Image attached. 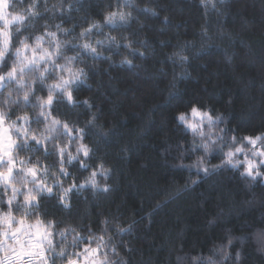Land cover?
Instances as JSON below:
<instances>
[{
  "label": "trees",
  "instance_id": "1",
  "mask_svg": "<svg viewBox=\"0 0 264 264\" xmlns=\"http://www.w3.org/2000/svg\"><path fill=\"white\" fill-rule=\"evenodd\" d=\"M33 2L9 0L6 11L12 14L15 5L23 14ZM35 5L39 15L26 17L30 26L21 28L12 46L21 36L31 42L37 33L47 38L46 31H56L58 38L71 40L65 54L79 53L74 65L86 73L71 87L73 103L54 100L50 110L74 132L85 129L81 142L90 156L81 153L66 165L68 175L60 173L62 185H77L69 192V207L59 202L55 186L56 194L42 196L36 207L45 221H55L56 229L75 228L65 233L67 238L79 233L69 248L73 258L83 262L75 253L96 247L90 236H103L107 246L98 255L107 254L112 264H192V257H207L221 246L229 253L225 264H264V176L253 181L241 175L243 164H221L223 153L235 146L232 136L239 143L245 135L264 134V0H35ZM121 9L132 12L129 24H103L108 11ZM97 22L102 30L80 36ZM107 36L117 37L119 47ZM85 41L101 54L82 50ZM35 93L46 94L39 84ZM193 106L213 117L214 138L219 132L220 146L205 156L208 174L197 166L204 155L195 147L200 138L178 119ZM19 111V105L13 107L8 118L17 119ZM42 122L30 114L29 127ZM208 125L202 126L204 132ZM69 150L75 149L70 145ZM18 151L30 159L42 156L58 171L60 157L45 154L33 141ZM93 171L100 187L80 188ZM12 207L15 214L18 208ZM52 239L58 247L55 233ZM67 259L54 257L56 264Z\"/></svg>",
  "mask_w": 264,
  "mask_h": 264
},
{
  "label": "clouds",
  "instance_id": "2",
  "mask_svg": "<svg viewBox=\"0 0 264 264\" xmlns=\"http://www.w3.org/2000/svg\"><path fill=\"white\" fill-rule=\"evenodd\" d=\"M12 7L13 13H17L15 5ZM0 13L7 17L0 26V57L11 55L7 69L0 71V76L4 77L0 84V152L3 153V159L6 161L0 165V189H2L0 196L3 197L0 199V204L8 205L11 201L12 205L18 208L15 214L10 207L6 210L0 209V252L3 253L0 264H5L11 257L12 251L14 249L19 251L22 245L24 248L35 247L38 254L46 252L47 264H52L54 257L60 258L66 255L68 262L69 258L74 259L69 248L78 242L79 235L76 233L69 239L65 233H75L76 229L71 225L56 229L55 221L52 218L45 221L41 213L36 211V207L42 196L56 194L55 186L59 189V197H63L61 204L67 208L70 186L62 185L60 173L67 172L66 165L77 161L86 149L82 147L79 133L75 137L71 135L70 129L73 126L68 124L66 127L65 122L49 114V106L54 100L60 99H66L71 105L73 103V97L70 95L71 87L75 83L82 82L84 75L80 72L81 68L74 65L73 56L65 54V48L71 45V40L60 39L56 31H49L47 38L37 33L32 37L31 42L27 35L21 36L17 45L13 47L9 43L10 34L14 35L21 30V24L26 16L11 15L3 5H0ZM13 22L17 27L15 32L10 33V25ZM37 84L44 88L46 94H34V85ZM30 98L34 99L30 100ZM17 105L20 109L17 115L19 124L17 119L8 118L10 110ZM30 114L34 121L43 118L39 127L28 126ZM219 119L218 116L216 120ZM212 133L213 123L211 126L208 125L203 137L198 132L195 133L200 138L199 148L209 153L218 147L212 141L219 138V132L216 133L215 138ZM14 134H18L19 140L26 148L30 141L35 140L41 148L47 144L48 151L45 154L51 151L60 156V153H63L64 161L61 162L59 159L58 171L51 165H46L42 156L30 159L27 152L24 155L19 154L18 149L12 147L17 143ZM70 145L75 149L74 151L69 150ZM243 147L253 159L257 158L253 156L254 150L251 147ZM235 148L236 145H230L227 151H234ZM11 159H15V165L11 163ZM82 185H90L93 189L100 187L96 177L92 175L86 177ZM18 197L22 199L18 200ZM53 233L57 237L58 247L54 245ZM93 240L96 241V245H106L105 240L100 241L96 236H93ZM61 253L64 255L61 256ZM228 257V251L221 246L214 248L212 254L207 257H192V264H225ZM36 260L39 264H45L42 259H35L32 264ZM11 264H17V261L13 258ZM59 264L64 262L60 261Z\"/></svg>",
  "mask_w": 264,
  "mask_h": 264
},
{
  "label": "snow or ice",
  "instance_id": "3",
  "mask_svg": "<svg viewBox=\"0 0 264 264\" xmlns=\"http://www.w3.org/2000/svg\"><path fill=\"white\" fill-rule=\"evenodd\" d=\"M204 2V0H202V3ZM220 2L222 3L223 0H220ZM0 5H3L5 10L9 8V3H8V0H0ZM35 0L32 4V6L30 8H28L26 10L25 13L23 14H20V13H12L11 15H25L26 17H35L37 15H39L38 12L36 11H33V9L35 8ZM128 7H131V5H127ZM213 7H215V5L213 4ZM10 14V13H9ZM7 17L3 15V13H0V21L4 22V20L6 19ZM133 18L132 16V12L131 11H124V10H119V11H108L105 15H104V18H103V24L104 25H107V26H110L112 28H117V27H120V26H123V25H127L130 23L131 19ZM26 20V18H25ZM25 20L22 22L21 24V28L22 27H29L30 25L28 24H25ZM15 22H13L14 24ZM11 24V25H13ZM10 25V26H11ZM102 25L100 23H94L92 24L91 27H89L88 29H86L85 31H82L80 33V36L81 37H86V35L88 34H91V32L93 31V29H96L97 31H100L102 30ZM45 28L47 29V25H45ZM57 29L58 30H63V31H67L66 29H61L59 25H57ZM12 31H10L11 33ZM21 30L19 32H16L14 35L10 34V38H9V43L11 45H13V37L20 33ZM49 31H46L45 34L48 35ZM106 40L109 44H116L117 47H119V42L117 41V37L115 36H107L106 37ZM97 44H103L104 41H96ZM126 48H131V45L130 43H126L124 45ZM80 47L82 48V50H84L85 52L87 53H90V54H93V55H100L101 53L98 52V49L93 46L91 43H88L87 41H85L84 43H82L80 45ZM140 55H143V53L141 52ZM77 56H79V53L76 54V56H73V59L76 60ZM6 58H8L10 60V57L9 56H6V57H0V67L3 66ZM187 57H180V60L181 61H184L186 60ZM127 63L130 64L129 61H125ZM80 72L83 74V75H86L85 73V70L83 68L80 69ZM15 75V73H14ZM4 80V77L3 76H0V84H2ZM72 82L70 81L69 84H71ZM70 95L73 97L72 95V92L70 93ZM85 104H87V100L84 101ZM53 105V103L49 106V114L52 116V112H51V106ZM191 113L194 117H198L200 118L201 120H204L206 118L209 126H211V123L213 121V117L211 115H209V113L207 111L205 112H200L197 107L193 106L191 108ZM218 119V117H216ZM178 119L182 122H184V124L189 128L191 129L194 133L198 132V134L203 137L205 135V132L202 128V125L201 123H193L191 120H188L186 119L185 117V114L184 113H180L178 115ZM37 123H40V121H36ZM29 123H30V120L28 122V126H29ZM89 123L91 124L92 121H89ZM68 123L65 122V126L67 127ZM71 131V135L73 137H75L77 135V133H79V138L81 141L84 140V132H85V129L83 128H75V132L73 131V127L70 129ZM221 131H223V129H221ZM221 140H223V137L220 138ZM231 141H232V144L236 145V148L235 150H229L227 152H224L223 153V156H224V159L221 161V164H228V165H231L233 168H236V166L238 164H243L244 166V170L243 172L241 173L242 176H247V177H250L251 180L255 181L257 177H261V176H264V170L261 169V166H264V134H258V135H255V136H251V135H245L243 136L239 143H237V137L236 136H232L231 137ZM33 142L35 143V145H38V142L33 140ZM258 142H260L261 146H257L258 145ZM212 143L214 145H218V147L220 146L219 144V141L217 140H213ZM82 144V147L85 148L86 150L82 152V155L85 157V158H88L90 156V150H87L89 149L88 145L81 142ZM247 144L249 145L254 151H253V156L255 157H259V159H253L252 157H249L247 154L245 155V158L244 160H239V159H235L236 155L239 154V153H246L244 151V145ZM13 148H17L18 150L19 149H27L24 144L19 140L17 139V143L15 145L12 146ZM29 147V145L27 146ZM195 147H199V145H195ZM44 151L47 152L48 151V148H47V144L44 145ZM204 155L203 156H200L198 158V164L197 166L199 167V170L200 171H203L205 174H208L210 169L208 167L205 166V156L209 153L207 151H203ZM60 161L63 162L64 161V155L63 153H60ZM6 163V161L3 159V153L0 152V165ZM11 163L13 165H15V159H11ZM81 167H84L86 168L87 167V164L86 163H83L81 162ZM101 169H102V174L103 175H106L107 173V169H104L103 166L101 165L100 166ZM220 167V165H215L214 168H218ZM63 171V170H62ZM65 175H68V172H64ZM91 175L93 177H96L97 173L95 171H93L91 173ZM77 187L76 184H72L70 185L69 187V192L72 190V188H75ZM80 188H83V185H80L79 186ZM108 189L105 187L104 188V191H107ZM63 201V197H59V202L61 203ZM31 203V202H29ZM12 203L11 201L8 202V207L12 208ZM67 207H69V204L67 205ZM14 210V209H13ZM127 230H130V229H119V231L123 232V231H127ZM18 235V234H17ZM79 235V233H78ZM93 239V236H90L89 237V240H92ZM98 239L100 241H103L104 240V237L103 236H100L98 237ZM232 243V240L229 239L228 240V245H231ZM102 247H106V245L104 244H100V245H96V247H91V246H85L84 249H83V253H80V252H77L75 253L76 256H82V261H83V264H112V262L109 260L107 254H105L103 257H100L98 255V253L100 252V250L102 249ZM227 246H225L226 248ZM112 251H115V248L113 247ZM64 254L61 253V256H63ZM25 257H27V264H32V261L35 260V259H42L45 264H47V260H48V256H47V253H40L38 254L35 247H32V248H24L23 245L21 246L20 250L17 251V250H13L12 251V255L11 257H9L5 264H11V260L14 258L16 261H17V264H25ZM240 259V253L237 252L236 254V260L239 261ZM52 264H56V261L53 260ZM67 264H81V261L80 260H77V259H72V258H69Z\"/></svg>",
  "mask_w": 264,
  "mask_h": 264
},
{
  "label": "rangeland",
  "instance_id": "4",
  "mask_svg": "<svg viewBox=\"0 0 264 264\" xmlns=\"http://www.w3.org/2000/svg\"><path fill=\"white\" fill-rule=\"evenodd\" d=\"M0 22H2V21H0ZM2 24H3V22H2ZM185 117H186V119L191 120L193 123H201L202 126H203L204 124H206V123L208 124L206 118H205L204 120H201V119L198 118V117H194V116L192 115V113H189V115H187V116H185ZM212 122H213V121H212ZM257 146H258V147L261 146L260 142H258V145H257ZM246 154H247L249 157H251L249 153H239V154L236 155L235 159H239V160L242 161V160H244ZM256 159L258 160L259 157H257ZM238 165H239V164H238ZM238 165H237V166H238ZM25 259H27V257H25ZM33 264H39V261L36 260V261L33 262ZM81 264H83V262H81Z\"/></svg>",
  "mask_w": 264,
  "mask_h": 264
},
{
  "label": "built area",
  "instance_id": "5",
  "mask_svg": "<svg viewBox=\"0 0 264 264\" xmlns=\"http://www.w3.org/2000/svg\"><path fill=\"white\" fill-rule=\"evenodd\" d=\"M38 261V260H37Z\"/></svg>",
  "mask_w": 264,
  "mask_h": 264
}]
</instances>
